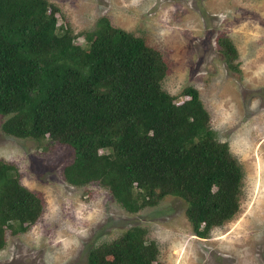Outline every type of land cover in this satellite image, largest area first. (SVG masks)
<instances>
[{"label": "trees", "instance_id": "16d2710c", "mask_svg": "<svg viewBox=\"0 0 264 264\" xmlns=\"http://www.w3.org/2000/svg\"><path fill=\"white\" fill-rule=\"evenodd\" d=\"M48 0H0L2 130L47 135L73 151L62 169L72 185L98 182L127 212L166 194L184 200L191 232L202 236L237 210L242 168L218 141L196 89L173 96L160 88L166 63L141 37L99 17L92 31L72 35L56 24ZM217 52L237 71L235 49L222 35ZM42 212L41 199L0 157V247L5 230L24 232ZM85 264H162L138 226L89 249Z\"/></svg>", "mask_w": 264, "mask_h": 264}, {"label": "rangeland", "instance_id": "374dc122", "mask_svg": "<svg viewBox=\"0 0 264 264\" xmlns=\"http://www.w3.org/2000/svg\"><path fill=\"white\" fill-rule=\"evenodd\" d=\"M56 24L72 35L93 30L105 16L112 26L155 46L166 63L161 89L179 101L193 86L218 141L242 168L236 212L202 236L191 232L184 200L166 194L127 212L98 182L72 185L62 175L73 151L45 135L2 130L0 157L15 163L20 180L41 199L40 216L24 232L5 230L0 264H85L90 248L138 226L157 247L162 264H264V0H48ZM235 49L230 71L214 38Z\"/></svg>", "mask_w": 264, "mask_h": 264}]
</instances>
